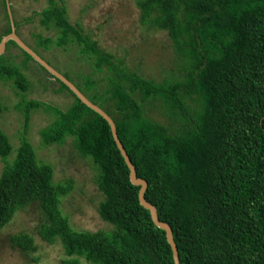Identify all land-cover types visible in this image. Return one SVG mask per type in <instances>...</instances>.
Masks as SVG:
<instances>
[{"label": "trees", "instance_id": "trees-1", "mask_svg": "<svg viewBox=\"0 0 264 264\" xmlns=\"http://www.w3.org/2000/svg\"><path fill=\"white\" fill-rule=\"evenodd\" d=\"M2 3L7 11V1ZM137 4L142 22L166 31L173 43L181 60L174 80L155 81L130 69L70 20L64 0H47L34 11L39 25L51 32L37 33L36 47L77 46L80 59L90 61L93 71L106 73L101 78L82 75L90 97L85 95L114 120L137 176L148 183L146 200L172 228L180 264H264V0ZM6 17L2 37L11 32L8 12ZM21 23L14 20L18 35ZM9 45L52 76L15 41L9 40L5 49ZM33 49L43 57L39 48ZM0 78L22 92L30 87L21 67L4 53ZM55 80L73 102L63 108L23 100L18 108L24 111L25 128L11 161L13 145L0 129V158L5 162L0 229L16 211L37 202L42 218L36 232L48 243L62 244L67 256L62 264H82L77 256L96 264H175L165 230L140 204V186L130 180L109 123ZM148 107L166 121L150 117ZM39 108L54 116L40 130L42 143L61 145L72 137L78 154L93 162L103 195L98 212L111 228L76 229L63 213L60 204L73 181H55L54 166L38 158L26 136L30 113ZM4 110L0 100V115ZM10 242L27 253L38 248L28 232L12 234Z\"/></svg>", "mask_w": 264, "mask_h": 264}, {"label": "rangeland", "instance_id": "rangeland-1", "mask_svg": "<svg viewBox=\"0 0 264 264\" xmlns=\"http://www.w3.org/2000/svg\"><path fill=\"white\" fill-rule=\"evenodd\" d=\"M137 1L64 0L70 20L79 22L104 50L123 58L130 69L155 81L174 80L173 72L179 69L181 60L166 31L142 22ZM9 3L14 20L22 21L18 29L20 38L29 46L37 50L39 48L51 66L66 74L70 81L90 97L88 90L83 88L82 77L91 75L93 78H101L106 73L93 71L90 61L80 59L77 46L71 49L51 44L47 49L41 45L36 47L37 33H51L39 25V18L34 14L36 9L47 4V0H9ZM6 14L0 0V37L7 24ZM26 17L31 20L26 22ZM3 53L8 61L21 67L30 82L28 90L22 92L12 81L0 78V100L5 107L0 115V129L9 136L13 145L8 157L11 161L25 128V114L22 108H18L19 104L23 100L39 99L66 108L73 102V97L67 90H62L60 84L36 63L26 59L18 47L9 45ZM178 79L182 80L183 77ZM146 113L153 119L166 121L153 107H148ZM53 119L54 116L45 109H33L27 123L26 136L35 147L38 158L54 166L55 181H73V189L62 198L60 204L63 213L76 229L96 231L111 228V224L103 220L98 212L103 195L95 182L97 171L91 159L78 154L72 137H68L61 145L42 143L40 130ZM4 166L5 162L0 158V174ZM41 218L37 202L16 211L11 221L0 229V264H62V260L67 257L62 244L59 241L48 243L36 232ZM21 231L34 236L38 247L36 251L27 253L11 246L10 236ZM77 257L82 264H96L82 256Z\"/></svg>", "mask_w": 264, "mask_h": 264}, {"label": "water", "instance_id": "water-1", "mask_svg": "<svg viewBox=\"0 0 264 264\" xmlns=\"http://www.w3.org/2000/svg\"><path fill=\"white\" fill-rule=\"evenodd\" d=\"M6 6H7V12L9 15V19H10V23H11V32L4 35L1 40H0V54H2L5 50L6 47V43L9 40H13L16 42V44L23 49L24 51H26L28 54H30L32 56V58L37 61L39 64H41L43 67H45L53 76L54 79H59L60 81H62L64 84H66V86L69 87V89L87 106H89L91 109H93L94 111H96L97 113H99L101 116H103L107 122L110 125L111 128V132L112 135L114 137V140L129 168V177L130 180L133 184L135 185H139L140 189H139V193H138V197H139V201L140 204L143 205L145 208L149 209L152 220L154 221V223L162 228L163 230H165L166 232V237L168 240V243L170 244L172 251H173V259H174V263L175 264H180V260H179V254H178V248L176 245V242L174 240L173 237V231L171 226L167 223L164 222L162 220L159 219L158 213H157V209L156 207L150 203L149 201L146 200L145 198V191L147 189L148 183L145 179L138 177L137 176V172H136V168L134 166V164L132 163V161L130 160L122 142L120 141L119 137H118V133L116 130V125L114 120L112 119V117L101 107H99L97 104L93 103L83 92H81V90L72 82L70 81L68 78H66L62 73H60L57 69H55L53 66H51L42 56H40L31 46H29L26 42H24V40H22L20 38V36L17 34L16 31V26L14 24V19L11 13V7H10V3L9 0H6Z\"/></svg>", "mask_w": 264, "mask_h": 264}]
</instances>
